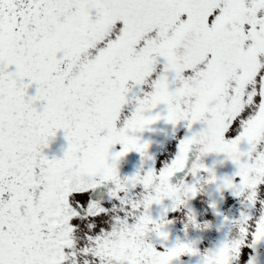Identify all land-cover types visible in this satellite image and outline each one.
I'll return each instance as SVG.
<instances>
[{
  "label": "snow or ice",
  "instance_id": "6c2138e0",
  "mask_svg": "<svg viewBox=\"0 0 264 264\" xmlns=\"http://www.w3.org/2000/svg\"><path fill=\"white\" fill-rule=\"evenodd\" d=\"M161 120L188 130L174 158L121 178L129 152L152 159L139 134ZM60 130L67 148L49 158ZM262 144L264 0H0V264H173L195 254L146 239H168L150 207L166 197L175 211L195 196L208 153L224 154L238 180L264 166ZM186 169L194 183H170ZM133 234L143 259L119 257Z\"/></svg>",
  "mask_w": 264,
  "mask_h": 264
},
{
  "label": "rangeland",
  "instance_id": "374dc122",
  "mask_svg": "<svg viewBox=\"0 0 264 264\" xmlns=\"http://www.w3.org/2000/svg\"><path fill=\"white\" fill-rule=\"evenodd\" d=\"M34 92V87L29 89L30 94ZM161 122L162 120L152 125V129H156ZM152 131H144L139 135L144 140ZM183 137L182 129L165 139L155 155L154 168L159 169L174 158L178 140ZM66 148L64 132L60 130L55 137L50 138L49 147L44 152L49 158H60ZM261 148H264V144ZM126 155L117 163L121 178L125 176ZM205 166L208 167L207 164ZM205 176H210L212 179V172L198 170L196 182L192 175L189 176L186 183L195 182L196 194L187 199L185 204H178L175 211L171 210L172 202L166 197L162 200V204H153L150 207L149 215L163 226L162 230L168 233V239L161 240L154 233H150L146 239L160 251L176 245L177 242L181 245H189L195 254L182 252L173 264H200L201 256H207L209 252L213 255L208 257V264H264V242L252 244L257 235L260 239H264V233L260 229V223L264 220L256 223V227L259 224L260 231L256 228L254 230L255 220H259L258 215L264 211V166L259 170L252 169L246 187L236 199L227 194L225 187L219 188L214 182H210L211 179L205 184L203 179ZM258 181L261 185L257 188ZM201 185L203 190L198 191ZM141 191L142 186H137L135 192ZM157 194L164 196L165 189H159ZM256 200L257 203L254 204ZM238 204H246L250 208V213L236 221L232 219V210ZM234 225L238 226L239 234L235 232ZM144 227L151 229L155 225ZM243 241L244 244L238 255L232 260L236 249ZM142 243L143 241L137 243L133 234L129 237L128 244L120 247L119 257L127 258V250L131 251L133 257L139 255L143 259V253L140 251ZM166 254L161 253V255ZM83 259L81 257V260Z\"/></svg>",
  "mask_w": 264,
  "mask_h": 264
},
{
  "label": "water",
  "instance_id": "95a60500",
  "mask_svg": "<svg viewBox=\"0 0 264 264\" xmlns=\"http://www.w3.org/2000/svg\"><path fill=\"white\" fill-rule=\"evenodd\" d=\"M181 124H178L175 129H177ZM200 125L196 124L193 125V131L199 130ZM173 126L166 124L163 122L161 126L155 130L152 135L146 140L149 142V148H148V155L152 157L151 160H145L141 157V155L137 152H132L127 155V161H126V174L125 177H130L135 175L138 171H146L149 167H153V161H154V155L156 152V149L158 145L163 141V139L170 134L172 131H174ZM188 132V130H187ZM188 134V133H187ZM200 145H193L192 150L189 153V163L188 167H191V164L196 161L197 156H200L199 148ZM241 150H247V145L243 144L240 146ZM200 158H206L208 159L209 163L212 166V169L214 172L223 180L228 177H234L235 172L237 171L236 166L226 158V156L222 153H208L206 155L200 156ZM186 172L177 173L175 176L170 178V183L177 184L184 180L186 177ZM246 172L245 170L243 176L240 178V181L237 182L233 188H228L229 195L233 198H237V195H234L233 192H238L239 194L242 192L245 184V178H246ZM101 192L106 191V189H100ZM179 191V190H177ZM176 194V192H172L171 195ZM249 209L246 206H237L233 211V218L239 219L243 215L248 214Z\"/></svg>",
  "mask_w": 264,
  "mask_h": 264
},
{
  "label": "flooded vegetation",
  "instance_id": "af4514ba",
  "mask_svg": "<svg viewBox=\"0 0 264 264\" xmlns=\"http://www.w3.org/2000/svg\"><path fill=\"white\" fill-rule=\"evenodd\" d=\"M181 129H183L184 130V134L186 135V132H185V127H184V125L180 128V130ZM179 131V130H178ZM177 131V132H178ZM253 165H256V161H253ZM261 168H263V166H260V165H256V166H253V167H250V170H249V173L252 171V169H256V170H259V169H261ZM222 185V184H221ZM223 186V185H222ZM261 216H264V211L260 214V215H258V217L260 218ZM239 221V220H238ZM255 221H257V220H255ZM227 227H228V224H227ZM260 229H261V232L262 233H264V221L262 222V223H260ZM260 229H259V224L257 225V227H256V230H259L260 231ZM259 242H264V239H260V241Z\"/></svg>",
  "mask_w": 264,
  "mask_h": 264
},
{
  "label": "clouds",
  "instance_id": "9594fccd",
  "mask_svg": "<svg viewBox=\"0 0 264 264\" xmlns=\"http://www.w3.org/2000/svg\"><path fill=\"white\" fill-rule=\"evenodd\" d=\"M203 179H204V181H205V184H207L208 181L211 179V177H210V176H205V177H203ZM202 190H203V185H201V187L198 188V191H202ZM189 223H191V221H189ZM234 229H235V232H236L237 234H239V233H238V226L234 225ZM212 255H213V253H212V252H209V253L207 254V256H201L200 264H201L202 261H204L205 257H207V264H208V257H211Z\"/></svg>",
  "mask_w": 264,
  "mask_h": 264
}]
</instances>
